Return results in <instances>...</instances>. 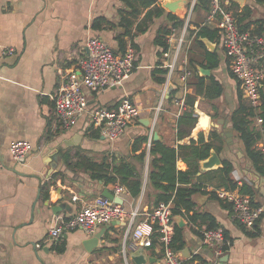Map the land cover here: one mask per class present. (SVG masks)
<instances>
[{
	"label": "crops",
	"instance_id": "crops-1",
	"mask_svg": "<svg viewBox=\"0 0 264 264\" xmlns=\"http://www.w3.org/2000/svg\"><path fill=\"white\" fill-rule=\"evenodd\" d=\"M164 1L159 0L161 5ZM233 2L225 0V6L229 5L232 12L241 11L244 5L251 6V20L257 23L251 24L250 28L262 25L264 30V3L258 4L254 0ZM128 11L121 0H0V41L4 46L14 48L13 54L0 53V264H124L121 255L124 225L121 222L100 224L93 234L76 228L54 242L46 240L47 230L55 224L57 216L73 214L83 201L100 196L101 188L114 193L119 185L94 178L91 173L94 171L83 165L75 167L74 163L77 160L101 162L104 158L108 161L116 158L119 162L131 158L134 154L130 145L137 135L148 134L147 141H156L153 139L156 132L158 141L176 148L179 144L189 143L191 138L196 140L201 131L206 142L212 141L220 161L230 163L229 177L236 182L234 189H225L221 171L215 167L208 169L211 171L205 176L207 183L203 182L205 190L247 194L251 205L261 210L260 232L254 237L248 236L245 228L233 218L232 207L227 206L231 204L229 201L213 199L208 193H196L194 210L207 212L213 219L198 218L190 222L187 214L182 216L185 247L189 254L199 247V257L214 258L213 251L203 246L201 237L193 231L201 233V229L214 220L233 240L230 248L218 258L220 264H264V165H256L250 159L232 126L231 115L239 105V92L241 101L251 106L242 97L239 81L229 70L220 37L203 39L206 49L217 53L219 63L213 69L205 66L208 59L196 43L181 48L173 84H178L179 69H188L190 75L186 93L188 104L179 110L172 102L174 91L171 87L159 104L166 71L161 66L164 51L155 39L161 27H171L169 11L165 9L161 16L147 20V27L139 32L137 24L147 9H142L137 16ZM179 12L174 14L182 17ZM192 14L189 29L196 31L206 11L197 7ZM126 20L132 21L128 27ZM125 28L129 34L123 35ZM90 37L101 38L117 54L131 46L137 56L136 68L121 86L94 92L84 89L86 109L75 125L66 128L56 118L53 95L61 74L85 57L86 42ZM210 76L222 86L221 94L213 99L204 96ZM201 77L202 89L199 85ZM260 90L264 93V82ZM125 95L136 104L139 117L122 136L109 141L92 125L90 112L97 107L113 108ZM190 104L196 123L192 127L178 126V116L188 110ZM202 117L208 119L205 127L199 126ZM142 120H150L149 126ZM261 123L257 115L249 123V128L261 135L253 145L258 150L264 142ZM185 130H188L186 135L178 136ZM210 132H216L219 138L213 140ZM18 140H27L31 144L23 163L16 162L9 152L10 144ZM146 142L135 151L138 154L144 149V161L130 159L141 174L140 194L132 196L124 188L118 195L128 211L138 208L136 221L143 219L153 205L154 190L148 181L150 156ZM176 165L178 169H186L181 159ZM244 189L247 193L242 191ZM46 193L48 196L43 198ZM74 194L77 200L72 199ZM53 207L59 209L53 210ZM103 228L98 244L87 249L84 240ZM58 246L63 247L62 251L57 250ZM144 249L156 258L149 264H157L160 253L155 250L152 255L149 248ZM225 254L227 259L221 260Z\"/></svg>",
	"mask_w": 264,
	"mask_h": 264
},
{
	"label": "built area",
	"instance_id": "built-area-1",
	"mask_svg": "<svg viewBox=\"0 0 264 264\" xmlns=\"http://www.w3.org/2000/svg\"><path fill=\"white\" fill-rule=\"evenodd\" d=\"M196 0H191L189 13L181 17L184 24L176 36V29L166 36L169 44L162 53L161 66L165 68V83L161 92L159 104L165 98L169 87L174 91L172 102L185 108L187 80L190 71L181 68L178 72V84H173V75L178 67L180 50L186 42L185 31L190 23V17ZM201 26H209L217 30L221 46L228 60L231 74L239 81L242 97L249 106L257 108L261 104L260 85L264 81V31L252 33L250 30H240L237 19L225 6V0H209V7ZM87 53L80 58L76 65L60 76V84L53 95L54 111L57 120L63 127H70L77 123L86 109L87 102L84 89L91 92L110 87L121 86L136 68V53L128 46L123 53L117 54L99 37H90L86 42ZM0 53L10 55L13 47H6L0 41ZM92 125L98 128L107 140L114 141L122 136L128 126L139 117V110L128 96L121 97L113 108L97 107L90 112ZM151 140L146 142L149 151ZM31 150L27 140L14 141L9 146L12 158L19 163L26 160ZM264 165V142L259 146ZM124 187L117 185L114 194L119 195ZM218 196L231 203L233 218L246 230H251L259 219L260 208L253 207L250 197L245 193H233L226 190L217 192ZM73 200L78 197L74 194ZM139 210L135 207L128 211L123 204H119L102 195L85 200L73 214L57 216L55 224L48 228L46 240L54 242L68 230L79 228L87 234H93L98 225L121 222L124 225L121 255L124 264H130V252L139 247L148 248L152 245L153 235L157 245L155 250L160 253L157 264H220L218 258L222 256L225 245L231 246L222 228L201 229V244L213 251L214 258L199 257V247L188 257H183L180 251L171 247L174 233V217L171 203H159L147 211L145 217L136 221Z\"/></svg>",
	"mask_w": 264,
	"mask_h": 264
},
{
	"label": "trees",
	"instance_id": "trees-1",
	"mask_svg": "<svg viewBox=\"0 0 264 264\" xmlns=\"http://www.w3.org/2000/svg\"><path fill=\"white\" fill-rule=\"evenodd\" d=\"M123 4L129 8L128 14L137 16L142 9H147L143 19L137 24V31H144L147 27L146 21L150 20L153 16L159 17L164 12V7L160 4L159 0H121ZM258 4L264 3V0H254ZM232 4L233 0H229ZM200 7L202 10L206 11L209 7V0H196L194 8ZM230 9L228 5L226 7ZM231 10V9H230ZM234 14L237 19V25L240 30H250L252 33H261L263 30L262 25L256 26L255 29L250 28L251 24L257 23L255 20H251L252 8L249 5H244L239 12ZM124 19V17L122 18ZM168 20L171 23V27L175 29H180L183 24V18L178 17L176 14L169 12ZM99 22H102L100 20ZM132 24V21L126 20V27ZM97 25V23H96ZM171 27H161L158 30L155 42L159 44L163 51L167 49V43L165 42L166 36L171 33ZM193 33V43H196L200 48L204 50V58L208 59V62L205 64L207 68L213 69L219 63L216 51H209L206 49L203 39L214 40L218 39L217 30L207 26H200L196 31L190 30ZM129 34L128 28H125L124 34ZM119 43L122 44L120 41ZM123 46V44H122ZM123 49V48H122ZM200 63V62H199ZM202 64V63H201ZM166 71V70H164ZM165 73V72H164ZM201 82L199 85L202 89V77L199 78ZM161 82L162 79H160ZM264 82V81H263ZM222 92V86L220 83L215 80L214 77H209V82L206 87H204V96L208 99L217 98ZM261 104L257 108H252L246 106L241 101V94L239 92V105L233 111L231 115L232 126L234 130L238 133L239 138L241 139L244 148L250 157V159L256 164H262V155L260 150L253 147V145L261 138L260 133L253 132L249 128V123L251 122L252 117L259 116L262 120L261 126L264 132V93L260 90ZM188 104L185 101V104ZM258 109V112L255 110ZM193 108L190 104L188 110L183 111L178 116V126L180 124H185L190 127L196 123L197 118L193 116ZM188 130L182 131L178 134L181 138L183 135H186ZM148 134L137 135L131 142L130 149L134 154L131 158L136 159L138 162L142 163L145 157L144 149L141 150L138 154H135V151H138L142 143L147 141ZM210 138L213 140L219 138V135L216 132H210ZM213 149V143L211 140L205 141L203 132H199L197 139L194 140L191 138L187 144H179L176 148L169 146L162 141H151V146L149 149V171H148V181L149 186L154 190L153 194V205L152 208L156 207L159 203H171V212L173 217L176 215L184 216L187 214V218L190 222H195L198 218L210 219L213 217L209 213L197 212L194 210L195 202L193 196L196 193H208L209 196L213 199H218L221 201V198L218 196L215 190L206 191L203 182L205 176L209 175V171L206 170L202 172L200 167V162L206 159L210 150ZM219 150V148H218ZM78 153V152H77ZM76 153V154H77ZM131 158L120 159L119 162H116V158H113L111 161H108L107 158H104L101 162H95L88 160L86 162L77 160L73 166L78 167L83 165L86 169H89L94 178L103 179L105 183H115L118 182L120 186L124 187L132 196H138L141 192V174L139 173L136 165L130 160ZM181 159L185 165L186 169H178L177 161ZM221 171V182L225 189H234L236 187V182H234L229 177L231 171V166L228 161H222L221 165L216 168ZM215 169V170H216ZM220 187L221 185H217ZM247 193V190H242ZM48 193L43 195V198H46ZM231 208V204L227 205ZM190 211H193L192 214H189ZM259 219L255 222L254 227L251 230H246L248 236H257L260 232L259 229ZM219 224L216 221H212L207 228H218ZM193 230V229H192ZM223 230V229H222ZM196 234L202 237L201 233H198L197 230H193ZM224 236L226 239L230 240L232 244V239L230 238L228 232L223 230ZM156 234L153 235V242L150 247L152 255L155 254V247L157 241L155 238ZM171 247L175 251H181L186 246V241L184 238L183 227L179 226L174 222V233L172 236ZM63 247L58 246L57 250L62 251ZM224 251L229 249V246L225 245L223 247ZM130 264H133L130 260Z\"/></svg>",
	"mask_w": 264,
	"mask_h": 264
},
{
	"label": "water",
	"instance_id": "water-1",
	"mask_svg": "<svg viewBox=\"0 0 264 264\" xmlns=\"http://www.w3.org/2000/svg\"><path fill=\"white\" fill-rule=\"evenodd\" d=\"M187 2V0H166L162 3V6L169 12L176 13L179 12L182 8V6ZM201 115V113H199ZM150 120H142L141 122L145 124V126H149ZM208 119L206 117L200 118L199 126L205 127L207 124ZM153 139L157 140L158 135L156 132L153 134ZM221 165V161L219 156L216 154L214 149L210 150L209 156L202 160L200 162L201 169H212L215 167H218ZM101 195L104 197H107L119 204H122V199L120 196L115 195L113 192L108 190L107 188H101ZM59 207V206H58ZM58 207H53V210L59 209ZM177 218L176 223H178L179 226H183V218L182 216H174ZM112 224V223H111ZM104 228L101 231H98L95 233L92 237L84 240V246L87 249H90L91 247L98 244V241L100 240L102 234H103ZM181 254L183 257L189 256V249L187 247H184L181 251ZM130 259L134 262V264H149L156 260L155 257L149 256L146 252V250L143 247L137 248L135 251L130 252L129 254ZM227 259V254H225L221 260Z\"/></svg>",
	"mask_w": 264,
	"mask_h": 264
},
{
	"label": "rangeland",
	"instance_id": "rangeland-1",
	"mask_svg": "<svg viewBox=\"0 0 264 264\" xmlns=\"http://www.w3.org/2000/svg\"><path fill=\"white\" fill-rule=\"evenodd\" d=\"M190 1L191 0H187V2L182 6L183 8L179 12V14L180 13L182 14V17L185 16L187 13H189ZM193 11H195V8H193ZM193 11H192V13H193ZM190 18H193V14H192V17H190ZM181 28L177 29L176 36H177L178 31L181 30ZM185 37H186V42L184 43L183 49L190 47L191 44L193 45V41H192L193 40V33L189 29V24L186 27Z\"/></svg>",
	"mask_w": 264,
	"mask_h": 264
}]
</instances>
